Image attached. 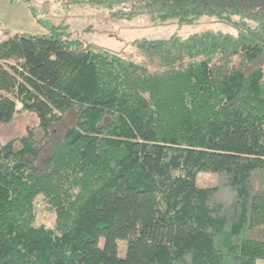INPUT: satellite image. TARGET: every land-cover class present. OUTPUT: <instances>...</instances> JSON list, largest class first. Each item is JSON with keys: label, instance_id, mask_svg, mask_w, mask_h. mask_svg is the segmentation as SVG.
<instances>
[{"label": "trees", "instance_id": "trees-1", "mask_svg": "<svg viewBox=\"0 0 264 264\" xmlns=\"http://www.w3.org/2000/svg\"><path fill=\"white\" fill-rule=\"evenodd\" d=\"M24 1L47 31L0 42V124L25 111L39 129L0 140V264L264 259V0H58L234 29L137 39L157 70L85 45ZM68 111L74 124L38 166ZM201 172L216 183L199 186ZM39 195L53 226L37 221Z\"/></svg>", "mask_w": 264, "mask_h": 264}, {"label": "rangeland", "instance_id": "rangeland-1", "mask_svg": "<svg viewBox=\"0 0 264 264\" xmlns=\"http://www.w3.org/2000/svg\"><path fill=\"white\" fill-rule=\"evenodd\" d=\"M29 1L36 6L40 17L55 24L67 25L71 36L81 39L85 45L111 49L128 60L143 63L152 70L161 69L163 66L144 61V56L141 55L138 44L135 43L137 39H163L174 34L187 37L208 30L234 32L229 24L219 22L215 17L209 15H203L190 24L179 25L177 20L155 24L147 16L129 20L112 16L106 9H97L88 5L69 7L58 0ZM46 31L43 26L38 24L29 5L24 0H0V42L15 33L39 34ZM18 107L21 109V103L18 104ZM75 120V116L73 117L68 111L63 121L52 126V135L37 161L38 166L44 165L64 137L67 128L73 125ZM38 125L39 117L36 113L17 112L12 121L0 124V140L5 143L15 137L23 136L28 133L29 127L39 129ZM38 133L41 135V132L38 131ZM197 181L199 186H209L216 183L217 176L212 172H201ZM35 211L39 224L54 225L55 214L46 208L41 195L36 199ZM120 247V254L124 256L126 241L121 240ZM257 264H264V259L258 260Z\"/></svg>", "mask_w": 264, "mask_h": 264}, {"label": "crops", "instance_id": "crops-1", "mask_svg": "<svg viewBox=\"0 0 264 264\" xmlns=\"http://www.w3.org/2000/svg\"><path fill=\"white\" fill-rule=\"evenodd\" d=\"M1 27H4V26L1 25Z\"/></svg>", "mask_w": 264, "mask_h": 264}]
</instances>
